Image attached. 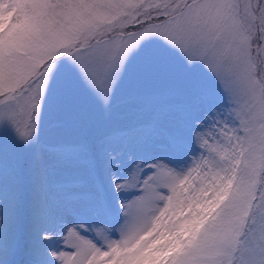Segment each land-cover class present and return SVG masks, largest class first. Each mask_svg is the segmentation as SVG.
Masks as SVG:
<instances>
[{"label":"snow or ice","instance_id":"6c2138e0","mask_svg":"<svg viewBox=\"0 0 264 264\" xmlns=\"http://www.w3.org/2000/svg\"><path fill=\"white\" fill-rule=\"evenodd\" d=\"M0 264H264V0H0Z\"/></svg>","mask_w":264,"mask_h":264}]
</instances>
